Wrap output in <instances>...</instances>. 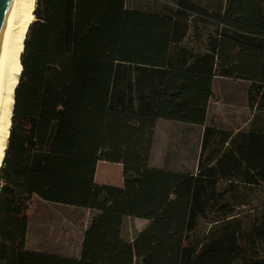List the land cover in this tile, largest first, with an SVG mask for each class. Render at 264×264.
I'll return each instance as SVG.
<instances>
[{
    "label": "trees",
    "instance_id": "16d2710c",
    "mask_svg": "<svg viewBox=\"0 0 264 264\" xmlns=\"http://www.w3.org/2000/svg\"><path fill=\"white\" fill-rule=\"evenodd\" d=\"M33 15L0 264H264V0H36ZM216 78L248 83L247 129L205 125ZM159 119L203 127L195 171L150 165ZM100 161L122 185L95 181ZM35 200L90 212L78 255L28 246ZM129 218L146 223L129 235Z\"/></svg>",
    "mask_w": 264,
    "mask_h": 264
},
{
    "label": "rangeland",
    "instance_id": "374dc122",
    "mask_svg": "<svg viewBox=\"0 0 264 264\" xmlns=\"http://www.w3.org/2000/svg\"><path fill=\"white\" fill-rule=\"evenodd\" d=\"M35 1L33 0L34 4ZM29 7L28 4L27 9H30ZM247 87L248 83L241 79L216 78L213 82V97L208 103L205 125H215L233 131L247 129L253 115L247 104ZM202 129V126L177 121H156L150 165L183 172L195 171ZM6 145L7 139L3 150ZM2 159L3 156L0 157V165ZM116 164H109L108 169H105L106 165L101 164L97 171L108 179V184L120 186L123 183L122 166ZM94 179L97 183L104 182L96 179V175ZM261 195V191H255L253 197L259 198ZM89 217L90 212L84 208L35 200L30 210L28 246L38 251L74 256ZM143 224L138 218H129L128 234L132 235Z\"/></svg>",
    "mask_w": 264,
    "mask_h": 264
},
{
    "label": "bare ground",
    "instance_id": "6f19581e",
    "mask_svg": "<svg viewBox=\"0 0 264 264\" xmlns=\"http://www.w3.org/2000/svg\"><path fill=\"white\" fill-rule=\"evenodd\" d=\"M30 9H27V5ZM33 0H13L8 14L7 34L0 67V155L9 135L10 118L14 103V88L21 71L20 52L23 49L29 23L33 19ZM0 156V157H1Z\"/></svg>",
    "mask_w": 264,
    "mask_h": 264
},
{
    "label": "water",
    "instance_id": "95a60500",
    "mask_svg": "<svg viewBox=\"0 0 264 264\" xmlns=\"http://www.w3.org/2000/svg\"><path fill=\"white\" fill-rule=\"evenodd\" d=\"M12 4L13 0H0V67L7 34L8 14Z\"/></svg>",
    "mask_w": 264,
    "mask_h": 264
},
{
    "label": "crops",
    "instance_id": "0c3cea01",
    "mask_svg": "<svg viewBox=\"0 0 264 264\" xmlns=\"http://www.w3.org/2000/svg\"><path fill=\"white\" fill-rule=\"evenodd\" d=\"M102 162V163H101ZM106 165L107 167L105 168V169H108V166H110L109 164H116V163H109V162H105V161H100V162H98L97 163V169H96V173H95V175H96V179H98L99 181H104L103 183H109V181H108V179H106L105 177H104V175L101 173V175L100 174H98V171L97 170H99V166L100 165ZM116 165H118V163L116 164ZM97 176L98 177H102V178H97ZM140 220H142L143 221V226L145 225V223H146V221L145 220H143V219H140ZM142 226V227H143ZM141 227V228H142ZM141 228H139V229H141ZM139 229H137V230H139ZM80 242H81V237H80V239H79V246H78V249L74 252L75 254H74V256H76V255H78V253H79V248H80Z\"/></svg>",
    "mask_w": 264,
    "mask_h": 264
}]
</instances>
